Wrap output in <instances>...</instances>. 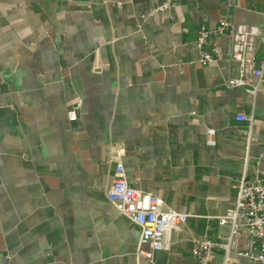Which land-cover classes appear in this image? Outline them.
<instances>
[{
	"label": "crops",
	"instance_id": "obj_1",
	"mask_svg": "<svg viewBox=\"0 0 264 264\" xmlns=\"http://www.w3.org/2000/svg\"><path fill=\"white\" fill-rule=\"evenodd\" d=\"M163 2L0 0V264H192L196 240L229 234L220 218L243 173L264 178V79L256 95L227 84L238 74L227 34L208 65L194 44L223 19L264 26V0H182L151 15ZM119 152L131 186L189 215L152 259L107 197ZM248 236L242 227L235 264H253L239 253ZM224 261L218 248L209 264Z\"/></svg>",
	"mask_w": 264,
	"mask_h": 264
},
{
	"label": "built area",
	"instance_id": "obj_2",
	"mask_svg": "<svg viewBox=\"0 0 264 264\" xmlns=\"http://www.w3.org/2000/svg\"><path fill=\"white\" fill-rule=\"evenodd\" d=\"M181 1L164 0L151 11V15L175 8ZM141 31L142 25L138 24L137 32ZM221 34H227L231 38V57L238 70L237 76L230 79L227 84L244 86L247 92L256 95L259 91V82L264 79V58L260 60L257 58L259 45L264 42V26L229 19L220 20L212 27L202 26L194 41L200 53L201 64L208 65L219 60L222 49L216 37ZM253 78H257L258 83H254ZM82 106L83 101L79 98L72 102L67 110V117L70 121L78 119ZM237 119L246 120L248 118L240 115ZM215 134L214 128L208 129V145H216ZM121 157L122 153L116 154L114 177L107 197L115 210L139 226L138 253L152 259L156 252L167 249V231L179 228L188 220L189 215L174 209H167L160 197L131 186L126 179L125 166ZM235 186L237 189L236 203L225 216L220 218L221 223L230 225L229 234L219 241H212L205 237L196 240L192 248V264H209L211 256L218 248L224 250V264H235L231 260V253L238 249L242 227L248 228L249 236L245 242V249L239 253L247 256L253 264H264V178L252 180L244 172Z\"/></svg>",
	"mask_w": 264,
	"mask_h": 264
}]
</instances>
